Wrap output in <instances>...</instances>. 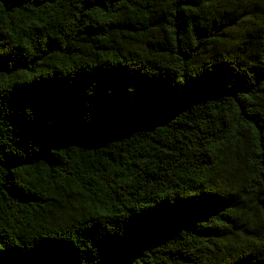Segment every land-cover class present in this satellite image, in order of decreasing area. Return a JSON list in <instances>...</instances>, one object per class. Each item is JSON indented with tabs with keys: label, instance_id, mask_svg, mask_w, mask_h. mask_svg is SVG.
Segmentation results:
<instances>
[{
	"label": "trees",
	"instance_id": "trees-1",
	"mask_svg": "<svg viewBox=\"0 0 264 264\" xmlns=\"http://www.w3.org/2000/svg\"><path fill=\"white\" fill-rule=\"evenodd\" d=\"M217 1L0 0V264H264V19L204 57Z\"/></svg>",
	"mask_w": 264,
	"mask_h": 264
},
{
	"label": "rangeland",
	"instance_id": "rangeland-1",
	"mask_svg": "<svg viewBox=\"0 0 264 264\" xmlns=\"http://www.w3.org/2000/svg\"><path fill=\"white\" fill-rule=\"evenodd\" d=\"M216 6L237 9L245 15V18L241 24L232 29L233 39L225 43H215L207 49L204 57L208 58L216 55L218 51H228L230 48L233 49L238 46L242 40L249 36L250 27L258 25L264 19V0H218ZM239 176V167L228 162L223 168L219 183L227 188L234 187L239 182Z\"/></svg>",
	"mask_w": 264,
	"mask_h": 264
},
{
	"label": "snow or ice",
	"instance_id": "snow-or-ice-1",
	"mask_svg": "<svg viewBox=\"0 0 264 264\" xmlns=\"http://www.w3.org/2000/svg\"><path fill=\"white\" fill-rule=\"evenodd\" d=\"M0 260H2V259H0Z\"/></svg>",
	"mask_w": 264,
	"mask_h": 264
}]
</instances>
